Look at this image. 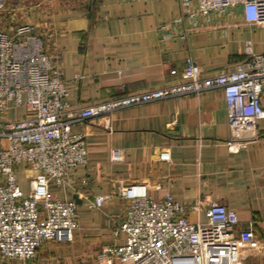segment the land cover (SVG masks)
Wrapping results in <instances>:
<instances>
[{
  "label": "crops",
  "instance_id": "obj_1",
  "mask_svg": "<svg viewBox=\"0 0 264 264\" xmlns=\"http://www.w3.org/2000/svg\"><path fill=\"white\" fill-rule=\"evenodd\" d=\"M50 29L41 37L56 54L66 111L78 110L126 94L150 90L180 79L193 58L204 74L237 70L247 59L246 42L264 54V25L244 22L239 8L198 16L196 23L177 21L184 15L180 0H58ZM194 1L190 11L194 12ZM178 22V23H177ZM186 39H180L184 30ZM171 71H175L172 75ZM264 106V99L262 100ZM26 116L9 110L6 119ZM83 136L87 162L67 172L65 183L50 185L53 196L76 205L77 227L69 243L46 242L35 258L0 260V264H94L105 246L121 244L116 234L127 202L119 187L142 184L152 200L170 195L185 206L191 223L206 221L211 202L233 210L237 231L250 229L253 242L241 247L247 257L264 252V119L244 148L228 149L230 139L220 89L198 96L164 99L94 117L73 125ZM121 160L111 162V150ZM168 152L169 161L159 159ZM34 172L15 167L18 186L26 194ZM104 197L100 208L90 204Z\"/></svg>",
  "mask_w": 264,
  "mask_h": 264
},
{
  "label": "built area",
  "instance_id": "obj_2",
  "mask_svg": "<svg viewBox=\"0 0 264 264\" xmlns=\"http://www.w3.org/2000/svg\"><path fill=\"white\" fill-rule=\"evenodd\" d=\"M193 1L196 10L191 12ZM4 3L0 0V11ZM180 3L184 15L177 21L186 20L192 28L198 16L235 8L244 22L264 25V0ZM190 31L184 30L180 39L185 40ZM244 51L247 59L240 69L204 74L196 60L188 58L176 81L66 111L67 90L57 55L45 50L42 38L29 24L0 30V260L28 262L46 242L72 241L76 205L55 198L50 185L62 187L67 172L87 162L84 138L73 131L76 122L220 89L230 130L228 149L244 148L248 133L255 140L257 122L264 119V54L255 53L250 42ZM21 108L25 117L6 119L9 110ZM159 159L168 162V152H161ZM110 160H121L119 150H111ZM20 164L35 173L26 194L15 177ZM117 194L127 202L116 232L122 234V243L102 248L94 264H243L240 249L253 242L252 230L237 231L236 213L218 203L207 206L205 222L191 223L187 213L197 212L196 204L185 206L170 195L152 200L142 184L119 187ZM104 199L96 197L90 206L100 208Z\"/></svg>",
  "mask_w": 264,
  "mask_h": 264
},
{
  "label": "rangeland",
  "instance_id": "obj_3",
  "mask_svg": "<svg viewBox=\"0 0 264 264\" xmlns=\"http://www.w3.org/2000/svg\"><path fill=\"white\" fill-rule=\"evenodd\" d=\"M56 1L58 0H5L0 11V30H11L21 24H29L42 37L50 29L51 15L57 7ZM246 264H264V252L257 257H247Z\"/></svg>",
  "mask_w": 264,
  "mask_h": 264
}]
</instances>
